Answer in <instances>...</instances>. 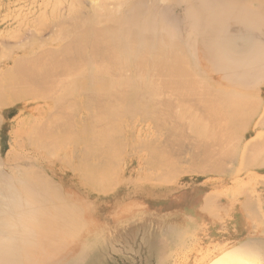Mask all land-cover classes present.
<instances>
[{
	"label": "rangeland",
	"instance_id": "obj_1",
	"mask_svg": "<svg viewBox=\"0 0 264 264\" xmlns=\"http://www.w3.org/2000/svg\"><path fill=\"white\" fill-rule=\"evenodd\" d=\"M94 21L97 28L106 23L111 32L116 29L113 37L115 39L118 35L116 42H121V50L128 53V58H131L128 50L132 36L135 39L138 35L137 38L141 39L136 38L134 42L136 46L137 41L140 42L138 49L145 50L147 44L153 52L162 43L166 44L172 53L182 58L187 66L185 69L191 72L190 79L186 76L184 80L192 83L200 79L202 85L206 82L202 87L205 93L207 86L212 90L207 91L215 103L216 97L221 98L220 92L222 97L228 93V101L224 99L226 105L219 98L220 106L224 105L222 112L218 109L214 113L218 114L216 116L209 111L210 115L207 110H211L212 105L208 98V108L204 100L201 103L199 89V97L197 94L195 101L187 103L188 97L185 102L181 95L182 102L176 97L182 89L183 94L185 90L187 94L190 90L193 93V89L186 87L185 90L184 87L175 89L176 93L174 88L172 91L168 88L169 92L167 89L160 91L163 94L151 93L152 97H149L153 99L150 102L154 101V104L148 102L149 105L146 93V96L139 95V99L131 97L137 103L140 100L141 105L146 103V107L162 111L159 116L164 119L160 117L163 122L156 129L151 118L147 117L151 116L149 109L148 115L144 111L139 116L143 109H138L139 115L136 111L129 112L131 115L126 112L127 117L116 111L120 100L107 106V100L103 98L96 99L97 102L94 97L85 99L84 96L89 95L86 91L84 95L66 96L64 93V96V87L78 81L82 85L95 64L90 61L89 53L74 54L68 59H76L80 69L77 67L76 71L64 75L60 68H54V62L67 60L61 49L68 45V40L72 41L78 30L85 28L90 32L91 27L95 28ZM252 45L264 52V0H0V78L5 73L0 85L7 84L9 79L6 80L10 78V85H7L11 87L12 82L13 85L17 83L11 88L22 90L18 91L19 96L27 93L26 99L18 97L17 92L16 96L7 98L9 94L0 91L3 96L0 95L3 98V101L0 98V264H209L222 251L233 247H248L264 262V127L259 124L262 116L257 117L260 102L264 100V89L260 93L261 100H256L258 105H245L242 96L253 95L249 89L250 79H246L245 89L233 74L238 62L241 65L242 59L248 61L245 53ZM261 60L264 61V57ZM8 71L15 80H11ZM133 71L130 68L120 75L136 82L144 81ZM98 75L94 80L96 83L112 81V77L106 75L107 81ZM162 78L161 75L151 76L157 82ZM228 78L232 92L227 90ZM51 79L55 82L51 83ZM53 83L55 85H51ZM256 88L259 92L257 85ZM13 89L10 91L15 92ZM194 95H191L192 99L196 97ZM87 101L89 107L83 105ZM195 102L200 103L195 106ZM191 103L195 107H191ZM98 105L107 107L100 111ZM238 105L242 110L240 107L232 110ZM196 107L202 109L199 110L201 116L198 109L193 111ZM115 111L117 116L111 117ZM228 112L240 113L242 117L237 115L233 119ZM94 117H101V122ZM199 117L202 118L199 120ZM236 121L239 124H235ZM163 123L170 131L160 129ZM90 125L97 129H92L94 138L97 135L100 138L104 130H108L109 136L115 134V138L110 137L115 141L109 140L104 145L94 139L103 147V152L100 147L95 150L97 153L101 150L98 156L94 151L88 154L86 142L82 144L84 139L80 140ZM197 130L203 134L198 135ZM216 139L219 143L211 141ZM95 141L92 144L98 148ZM212 142L215 144H210ZM105 145L115 149L110 152L114 155L110 156ZM155 153L158 158L154 157ZM159 159H163V167H160L162 161ZM102 161H107L106 170L111 167L110 171L114 173L109 171V176L104 175L114 179L105 189L103 182H98L105 179L104 176L98 179L103 169ZM95 173H99L97 178ZM147 187L158 192L168 190L165 196L158 193L161 195L158 198L162 199L159 202H165L155 207L143 202L145 196L142 192H146ZM187 207L196 208V211L178 215V209Z\"/></svg>",
	"mask_w": 264,
	"mask_h": 264
},
{
	"label": "bare ground",
	"instance_id": "obj_2",
	"mask_svg": "<svg viewBox=\"0 0 264 264\" xmlns=\"http://www.w3.org/2000/svg\"><path fill=\"white\" fill-rule=\"evenodd\" d=\"M96 3V2H95ZM53 5V4H52ZM97 13H98V11H96ZM98 14H100V13H98ZM96 17H100V15L99 16H96ZM100 18H98L97 19V21L99 20ZM60 20V19H59ZM101 20H99V22H100ZM95 23H93L94 25H95V28H93V27H91V30H90V32L88 31V30H86L85 28H83V29H80V30H78L76 33H75V37H72V41L70 42V40H68V45H65V47L64 48H62L61 49V53L64 55V56H67V60H63L64 62H62V61H60V59H59V61L60 62H54V68H56V70L57 69H59L60 68V70L63 72V74L64 75H68V71L70 72V74H71V72H74V71H76L75 69L78 67V64H77V62H76V59L75 60H72V59H68V58H71V57H73V55L75 54V55H80V54H82V52L83 53H89L90 55V61L93 63V65H94V67L93 68H91L90 69V73L85 77V80L86 81H84V83L81 85V81L79 82H76V83H69L68 84V86H66V87H64V89H63V92H62V94L64 95V93L66 94V96L67 95H72V96H74V95H76V94H79V93H81V94H79V95H84L86 92L87 93H89V95L86 97V95L84 96L85 97V99L86 98H89V97H94L93 99L94 100H98L99 98L101 99V98H103V100L104 99H106L105 101H106V104H107V106L109 105V104H112V105H115L116 104V102L118 101V100H120L121 102L117 105L116 104V111H117V113H121L122 115L123 114H125V116H127L128 114H129V112L131 113L132 111H136L135 113H136V115L138 114L139 115V113H140V115L139 116H142L141 114L142 113H144V111L147 113L146 115H148V113L151 111V113H149V115L151 114V116H147V117H149V118H151L150 120L153 122H151L152 124H153V126H154V124H155V126H156V129H157V125L158 124H161L162 122H163V120H161L160 121V119L162 118V116H159V114H161L162 113V111H159V110H155V109H150V107H152V106H150L149 108L148 107H146V105L148 104V102H150V100L152 101V99H150L152 96H151V93L152 94H156L157 92H158V94L160 93V91L162 92V91H164L165 92V90L167 89V91L169 92V90H168V88H170L171 90L170 91H172V89L174 90L173 92H175V89H178V90H180V89H182L183 87H184V90H185V87L187 88V89H193L192 91H193V93L191 92V90L188 92V94H189V96H187L188 94L186 93V90H185V92H184V94H183V89H182V92L180 93L179 92V94L178 93H176V97H178V100L180 101L181 99H179V96L181 95L182 97V99L184 100H181V102L183 101V102H185V97L187 98H189L188 100L186 99V103L187 102H189V100L190 101H192V100H194L195 101V99L196 98H198L199 97V95L201 96V97H199L200 98V100H201V103H202V101L204 100V102H205V104L204 105H206V107H207V104H206V99H207V101L209 102V103H211V105H212V107L209 105V103H208V105L210 106V108L209 109H211V110H207V109H204V110H207L208 112L209 111H211V113H213V115H216V114H214L215 113V111H217L218 109H220V110H218L219 112L221 111V109H222V107H224V105L221 107L220 106V103H219V98L220 97H216V99H217V102L215 103V101L216 100H214L213 99V97L211 96V97H209V91H207V90H211L210 88H208V86H207V90H206V93H205V89L203 88L204 86H205V83L202 85L201 84V81H199L198 80V82L196 81V82H192V83H190V82H188V81H186V80H184V79H186L185 77L187 76V78H189V76L188 75H190V71H188V69L186 70L185 69V67H187L186 66V63L182 60V58L181 57H179V55H176L174 52L172 53L171 52V49H169L167 46H166V44H164V43H160L161 45L159 46L158 44V48L156 49V50H154L153 52H151V50H150V48H147V44H145L146 45V47L144 48L145 50H143V49H138V46H139V41H137L138 42V46H136V44L134 43L136 40V38L138 37V35H137V37L134 39L133 37L134 36H132V40H131V38H130V41H131V45H130V49L127 47L126 49H129L128 51H130L129 52V54L131 55V58H130V56H129V58H128V53H124V51L122 52V47H120V45H121V42L120 41H118V42H116V39L118 38V35H117V38L115 37V39H114V37H113V34L112 33H114L113 31L115 30L116 31V29H112L113 31L111 32V28H109L108 26H106L105 24H104V26L103 27H99V28H97V24H96V21H94ZM99 22H98V24H99ZM110 27H111V25H110ZM128 28V27H127ZM134 28V27H133ZM166 28V27H165ZM117 32V31H116ZM115 32V33H116ZM133 32V31H132ZM141 32V31H140ZM167 32V31H166ZM124 33V32H123ZM135 33V32H134ZM163 33V32H162ZM17 34H18V32H17ZM146 34V33H145ZM149 34V33H148ZM159 34H161V33H159ZM166 34V33H165ZM116 35V34H115ZM114 35V36H115ZM135 36H136V33L134 34ZM158 35V34H157ZM163 35V34H162ZM160 37V36H159ZM163 37H165V36H163ZM170 37V36H169ZM140 38V37H139ZM151 38V37H150ZM172 38V37H171ZM119 39H120V36H119ZM166 39H167V37H166ZM165 39V40H166ZM118 40V39H117ZM137 40H141V39H138L137 38ZM162 40H163V38H162ZM159 41V40H158ZM70 42V43H69ZM120 42V43H119ZM142 44H144L145 42L144 41H142L141 42ZM157 43V42H156ZM169 44V43H168ZM124 45V44H123ZM122 45V46H123ZM170 45V44H169ZM125 46V45H124ZM153 46V45H152ZM171 46V45H170ZM147 48V49H146ZM123 49H125V47H123ZM152 49V48H151ZM173 50V49H172ZM41 51V50H40ZM86 51V52H85ZM45 52V51H44ZM38 53V56H39V52H37ZM36 53V54H37ZM50 53V52H49ZM52 53V52H51ZM42 54V53H41ZM127 54V55H126ZM62 55V56H63ZM36 56V55H35ZM42 56V55H41ZM69 56V57H68ZM71 56V57H70ZM87 56V55H86ZM181 56V55H180ZM183 56V55H182ZM83 57V56H82ZM184 57V56H183ZM43 57H41V59H42ZM88 58V57H87ZM47 59V58H46ZM30 60V59H29ZM39 60V59H38ZM85 60V59H84ZM83 60V61H84ZM25 61H26V59H25ZM32 61V60H31ZM34 61V60H33ZM40 61V60H39ZM44 61V60H43ZM42 61V62H43ZM53 61V60H52ZM37 62V61H36ZM41 62V61H40ZM63 63V65H62V63ZM46 63V62H45ZM91 63V64H92ZM25 64V63H24ZM49 64V63H48ZM47 64V65H48ZM71 64V65H70ZM97 64V65H96ZM184 64V65H183ZM190 64V63H189ZM41 65V64H40ZM56 65V66H55ZM247 65V64H246ZM36 66V65H35ZM39 66V65H38ZM42 66H43V64H42ZM52 66H53V62H52ZM30 67V66H29ZM28 67V68H29ZM92 67V66H91ZM189 67V66H188ZM12 68V67H11ZM49 68V67H48ZM79 68V67H78ZM90 68V67H89ZM132 69V70H134L133 72L138 76V77H141V78H143L144 79V81H133L132 80V78H128V77H126V75H125V77H123V75L121 76L120 74H122L123 73V71H127V69ZM245 68V67H244ZM8 69V68H7ZM10 69V68H9ZM14 69V68H13ZM25 69V68H24ZM43 69V68H42ZM70 69V70H69ZM80 69V68H79ZM31 70V69H30ZM47 70V69H46ZM48 70H50V69H48ZM78 70V69H77ZM45 71V70H44ZM51 71V70H50ZM50 71H48V72H50ZM53 71H55V70H53ZM79 71V70H78ZM130 71V70H129ZM9 72V71H8ZM7 72V73H8ZM10 72H12L11 71V69H10ZM10 72L8 73L9 74V77H11L12 76V73H11V75H10ZM22 72V71H21ZM52 72V71H51ZM56 72H59V71H56ZM23 73V72H22ZM32 73V72H31ZM76 73V72H75ZM24 74V73H23ZM73 74V73H72ZM98 74H100L101 76H104V78H107L106 77V75L108 76V77H112L111 79H112V81H110V83H108V84H103V83H99L100 81L99 80H97V81H99L98 83H96L94 80H95V78H97V75ZM109 74L111 75V76H109ZM193 74V73H192ZM3 75V74H2ZM33 75V74H32ZM100 75H98V77L100 76ZM155 76V75H157V76H159V75H161L163 78V80L162 81H160V82H157V81H154V80H152L151 79V76ZM3 76H5V73H4V75ZM2 76V77H3ZM14 76V75H13ZM23 76V75H22ZM43 76H45V73H44V75ZM50 76V75H49ZM48 76V77H49ZM53 76H55L54 74H53ZM52 76V77H53ZM58 76V75H57ZM100 76V77H101ZM1 77V78H2ZM6 77H8V75L6 74ZM37 77V76H36ZM63 77H65V76H63ZM63 77H61L63 80H65V78H63ZM99 77V78H100ZM192 77H194V76H192ZM202 77V76H201ZM204 77V76H203ZM0 78V79H1ZM12 78V77H11ZM50 78V77H49ZM57 78V77H56ZM98 78V79H99ZM102 78V77H101ZM109 78V80H111ZM159 78V77H158ZM198 78V77H197ZM8 79H9V81H10V78H7V80L6 81H8ZM26 79V78H25ZM59 79V78H58ZM57 79V80H58ZM157 79V78H156ZM190 79V78H189ZM188 79V80H189ZM203 79V78H202ZM260 79V78H259ZM12 81L13 80H15V77L14 78H12L11 79ZM107 81H108V78L106 79ZM139 80V79H138ZM151 80V81H150ZM204 80V79H203ZM206 80V79H205ZM4 81V80H3ZM8 81V82H9ZM22 81H23V79H22ZM51 81V83L54 81L55 82V80H50ZM49 81V82H50ZM90 81V82H89ZM7 82V84H9ZM58 82V81H57ZM204 82V81H203ZM13 83L14 82H12V85H11V87L12 86H14L15 84H17V83H15L14 85H13ZM7 84H3L2 86L0 85V88L2 87V89H0V91L1 90H3L4 92H7L9 95H8V97H7V95H6V97L7 98H9V96L11 97V96H16L17 94V96L18 97H21V96H19V94H21V93H19V92H21V91H19V90H16L15 89V87H14V89L13 88H11L9 85H7ZM20 84V83H19ZM47 84H48V82H47ZM62 84V83H61ZM21 85V84H20ZM19 85V86H20ZM24 85V84H23ZM32 85V84H31ZM30 85V86H31ZM46 85V84H45ZM51 85H55L54 83L53 84H51ZM18 86V87H19ZM25 86V85H24ZM203 86V87H202ZM16 87H17V85H16ZM43 87V86H42ZM42 87H40L41 89H43ZM52 87V86H51ZM212 87V86H211ZM180 88V89H179ZM206 88V87H205ZM13 89V91H15V92H11L10 90H12ZM38 89V88H37ZM40 89V90H41ZM55 89V88H54ZM196 89H197V93L195 94L194 93V91H196ZM200 90V94H198V92H199V90ZM245 89H247V88H245ZM203 92H202V91ZM19 91V92H18ZM24 91H25V89H24ZM84 91H86V92H84ZM212 91V90H211ZM230 91V90H229ZM17 92V93H16ZM43 92V91H42ZM44 92H46L45 90H44ZM43 92V93H44ZM153 92H155V93H153ZM172 92V93H173ZM178 92V91H177ZM6 93V94H7ZM15 93H16V95H15ZM23 93H25V92H23ZM38 93V92H37ZM145 93H146V95H147V100H146V103L144 104V105H141V104H139V101H138V103L136 102L137 100H135L134 98H133V100L131 99V97H135L136 99H139L140 97H141V95H144V96H146L145 95ZM186 93V94H185ZM192 93V94H191ZM207 93H208V95H207ZM223 93V92H222ZM225 93H227V92H225ZM27 94V93H26ZM26 94H25V96L23 95L21 98H27V96H26ZM32 94V93H31ZM30 94V95H31ZM35 94V93H34ZM160 94H163V93H160ZM183 94V95H182ZM195 94V95H194ZM198 94V97L196 96ZM216 95L215 96H217V93H215ZM0 95H1V92H0ZM129 95H131L130 96V99H128V96ZM139 95H140V97H139ZM169 95V94H168ZM184 95H186V96H184ZM191 95H194V96H196V97H194V99H192L193 97H191ZM223 95V94H222ZM222 95H221V92H220V96H221V98L223 99H221L220 98V100H221V102L223 101V103H224V101L226 100V101H228L227 99L228 98H226V96L228 95V93H227V95L226 94H224V96L222 97ZM2 96V95H1ZM1 96H0V98H1ZM33 96V95H32ZM39 96H41V95H39ZM42 96H44V94L42 95ZM57 96V95H56ZM65 96V95H64ZM63 96V97H64ZM149 96H151V97H149ZM159 96V95H158ZM157 96V97H158ZM161 96V95H160ZM175 96V95H174ZM208 96V97H207ZM247 96V95H246ZM3 97V96H2ZM5 97V96H4ZM166 97V96H165ZM190 97H191V99H190ZM228 97V96H227ZM13 98V97H12ZM25 98V99H26ZM2 99V101H3V98H1ZM1 99H0V101H1ZM90 100H91V98H89ZM146 99V98H145ZM154 99H157V98H154ZM176 99V98H175ZM225 99V100H224ZM230 100L229 101H231L232 99L231 98H229ZM234 99V98H233ZM8 99H5L4 101L6 102V103H8V101H7ZM24 100V99H23ZM97 100H96V102H97ZM130 100V101H129ZM142 100V99H141ZM158 100V99H157ZM259 100V99H258ZM1 101V102H2ZM101 101V100H100ZM177 101V100H176ZM194 101H193V104H194ZM197 101V100H196ZM199 101V100H198ZM225 101V103H227ZM11 102V101H10ZM15 102H17V99L15 100ZM99 102V101H98ZM108 102V103H107ZM119 102V101H118ZM142 102V101H141ZM154 102V101H153ZM152 102V103H153ZM163 102V101H162ZM172 102V101H171ZM254 102H255V100H254ZM5 103V104H6ZM13 103V102H12ZM52 103V102H51ZM50 103V104H51ZM101 103V105H102V102H100ZM151 103V102H150ZM151 103V104H152ZM156 103V102H155ZM158 103H161V102H158ZM180 103V102H179ZM198 103H200V102H195V106H198ZM223 103H221V104H223ZM224 103V104H225ZM259 103V102H258ZM3 104V103H2ZM9 104V103H8ZM49 104V105H50ZM53 104V103H52ZM85 104H86V106H85ZM97 104V103H96ZM99 104V103H98ZM105 104V103H104ZM154 104V103H153ZM166 104V103H165ZM164 103L162 104V105H165ZM173 104H175V103H173ZM192 104V103H191ZM192 104V106L191 107H195L194 105ZM197 104V105H196ZM216 104V105H215ZM233 104V103H232ZM245 104V103H244ZM48 104H46V106H47ZM54 105V104H53ZM83 105L85 106V107H89V102L87 101L86 103L84 102L83 103ZM99 106V110L101 111V109L102 108H104V106ZM149 105V104H148ZM147 105V106H148ZM160 105V104H159ZM226 105V104H225ZM235 105V104H234ZM2 106H4V104L2 105ZM6 106V105H5ZM46 106H44V107H46ZM51 106V105H50ZM79 106V105H78ZM83 106V108H85ZM94 106H95V104H94ZM106 106V107H107ZM110 106V105H109ZM168 106V105H167ZM172 106V105H171ZM170 106V107H171ZM176 106V105H175ZM182 106V105H181ZM187 106H190V105H187ZM230 106V105H229ZM244 106V105H243ZM59 107V106H58ZM92 107V106H91ZM96 107H97V105H96ZM105 107V108H106ZM155 107H159L158 105H155ZM200 107L201 108H203V105H201L200 104ZM227 107H228V105H227ZM239 107H240V109H241V106L240 105H238V107L236 106V107H233L232 108V110H234V108H238V110H239ZM245 107V106H244ZM243 107V108H244ZM47 108V107H46ZM50 108V107H49ZM73 108V107H72ZM82 108V107H81ZM104 108V109H105ZM110 107H108V109H109ZM172 108V107H171ZM185 108V107H184ZM199 107H196V108H194V110L193 111H195V109H198ZM198 109V114L200 113V115L199 116H201V112H199V110H202V109ZM208 108V107H207ZM229 108V107H228ZM41 109V108H40ZM48 109V108H47ZM71 109V108H70ZM80 109V108H79ZM78 109V110H79ZM112 109V108H111ZM138 109H143V111L141 110V112L139 111V113H137V111H138ZM150 111H149V110ZM170 109V108H169ZM252 109H254V108H252ZM262 109V108H261ZM84 110H86V109H84ZM89 110H90V108H89ZM94 110H96V109H94ZM148 112H147V111ZM191 110V109H190ZM242 110V109H241ZM251 110V109H250ZM81 111V110H80ZM106 111V110H105ZM116 111H115V113H111V117H113V115L115 114H117L116 113ZM155 111V112H154ZM188 111V110H187ZM217 111V112H218ZM224 111V110H223ZM227 111H229V110H227ZM231 111V110H230ZM244 111V110H243ZM245 111H246V113L248 112L246 109H245ZM244 111V112H245ZM254 111V110H253ZM255 111H256V109H255ZM90 112H91V110H90ZM97 112V111H96ZM108 112V111H107ZM106 112V113H107ZM124 112V113H123ZM126 112H128L127 113V115H126ZM185 112V111H184ZM189 112V111H188ZM222 112V111H221ZM249 112H251V111H249ZM257 112V111H256ZM261 112V111H260ZM95 112L93 111V114H94ZM98 113L100 114V112L98 111ZM105 113V112H104ZM104 113H103V115H104ZM167 113V112H166ZM176 113V112H175ZM193 113V112H192ZM224 113V112H223ZM237 113V112H236ZM27 114V113H26ZM69 114H71V113H69ZM132 114V113H131ZM131 114H129V115H131ZM134 114V113H133ZM172 114V113H171ZM171 114H170V116H171ZM197 114V113H196ZM204 114V113H203ZM209 114H210V112H209ZM228 114V116H232L233 117V119H235L234 117L235 116H237V115H239L240 116V113L239 114H236V115H233L232 113L231 114H229V112L227 113ZM235 114V113H234ZM85 115H86V113H85ZM100 115H102V113L100 114ZM145 115V114H144ZM145 115V116H146ZM187 116H189L188 114H186ZM191 115V114H190ZM205 115L206 114H204L203 116L205 117ZM211 115V114H210ZM212 115V116H213ZM218 115V114H217ZM216 115V116H217ZM225 115V114H224ZM244 115V114H243ZM248 115V114H247ZM89 117H91V115L89 114L88 115ZM117 116V115H116ZM121 116V115H120ZM124 116V115H123ZM135 116V115H134ZM134 116L132 117V119L134 118ZM138 116V117H139ZM169 116V115H168ZM186 116V117H187ZM209 116V115H208ZM227 116V115H226ZM230 116V117H231ZM96 117H97V115H96ZM96 117H94L95 118V120L96 119H98V118H96ZM128 117V116H127ZM136 117V116H135ZM161 117V118H160ZM172 117V116H171ZM203 117V119H206V118H204ZM207 117V116H206ZM230 117H229V119H230ZM242 116H240L239 118H241ZM166 118V117H165ZM188 118V117H187ZM202 118V117H201ZM200 117L198 118L199 120L201 119ZM211 118H213V117H211ZM215 118V117H214ZM218 118V117H217ZM216 118V119H217ZM219 118H221V117H219ZM222 118H223V116H222ZM238 118V119H239ZM244 118V117H243ZM90 119H92V117L90 118ZM100 119H101V117H100ZM100 119H98V121H100L101 122V120ZM105 119V118H104ZM108 119H109V117H108ZM112 119V118H111ZM136 119V118H135ZM142 119H144L143 117H142ZM146 119V118H145ZM148 119V118H147ZM162 119H164V118H162ZM197 119V120H198ZM216 119L215 120H212L211 119V121H216ZM224 119V118H223ZM229 119L227 120V121H229ZM232 119V121H235V120H233ZM237 119V118H236ZM246 119V118H245ZM134 120V119H133ZM184 120V119H183ZM208 120V119H207ZM231 120V119H230ZM241 121H242V119H240ZM239 120V121H240ZM97 121V122H98ZM109 121V120H108ZM165 121V120H164ZM193 121V120H192ZM202 121V120H201ZM201 121H200V123H201ZM221 121H223V120H221ZM231 121V122H232ZM240 121V122H241ZM83 122L85 123V121H84V119H83ZM96 122V121H95ZM118 122H119V118H118ZM197 122V121H196ZM46 123V122H45ZM99 123V122H98ZM111 123V122H110ZM114 123V122H113ZM170 123V122H169ZM186 123V122H185ZM197 123H199V121L197 122ZM209 123V122H208ZM212 122H210V124H211ZM215 124H218L217 122H214ZM222 123V122H221ZM228 123V122H227ZM236 123H238L237 121L235 122V124ZM86 124V123H85ZM95 124V123H94ZM172 124V123H171ZM170 124V125H171ZM174 124V123H173ZM190 124H192V123H190ZM203 124H204V122H203ZM230 124V123H229ZM239 124V123H238ZM237 124V125H238ZM98 125V124H97ZM117 125V124H116ZM167 125V124H166ZM195 125V124H194ZM193 125V126H194ZM206 125V124H205ZM205 125H204V127H205ZM214 125V124H213ZM212 125V126H213ZM225 125V124H224ZM224 125H222V126H224ZM232 125H234V124H232ZM244 125V124H243ZM44 126H45V124H44ZM84 126H86V125H84ZM94 126V125H93ZM100 126V125H99ZM101 126H103V124L101 125ZM161 126V125H160ZM175 126H177V125H175ZM191 126V125H190ZM196 126H198V125H196ZM201 126V125H200ZM200 126H199V128H200ZM210 126V125H209ZM235 126V125H234ZM234 126H232V127H234ZM43 127V126H42ZM87 127V126H86ZM85 127V128H86ZM91 127V128H90ZM90 127H88L87 129V131L85 130V132L83 133V135H82V137H81V139L80 140H82V139H84V142L82 143V144H84L85 142H86V144H85V146L87 147H85L86 149V151L88 152V154H89V152H95V156H98L99 155V153H101V150H102V152H103V147L101 148V146H99L100 144H99V141L101 142V143H103L102 145H104V143L106 142L107 143V141H108V143H109V140H111V142H113L112 140H114L115 141V139H110V137H113V136H115V134H112V136H109V132H107L108 130H104L102 133V136L99 138V136L97 135V138H94V135H91V134H93L94 132H92L94 129L92 128V126L90 125ZM95 127V126H94ZM104 127H105V125H104ZM195 127V126H194ZM203 127V126H202ZM201 127V128H202ZM218 127V126H217ZM227 127V126H226ZM45 128V127H44ZM91 130H90V129ZM162 128V130H163V128H165V126H164V123H163V127H160V129ZM171 128V127H170ZM173 128V127H172ZM177 128V127H176ZM219 128V127H218ZM217 128V129H218ZM229 128H231V126L229 127ZM237 128V127H236ZM81 129H83V128H81ZM93 129V130H92ZM116 129V128H115ZM155 129V130H156ZM159 129V128H158ZM166 129V132L169 130L170 131V129H168L167 130V128H165ZM203 129V128H202ZM201 129V130H202ZM214 129H216V128H214ZM213 129V130H214ZM221 129V128H220ZM220 129H218V130H220ZM234 129H235V127H234ZM241 129V128H240ZM96 131H97V129H95ZM101 130V129H100ZM103 130V129H102ZM162 130H161V132H162ZM176 130V129H175ZM194 129L192 128V131H193ZM204 130L206 131V129L204 128ZM213 130H211V132L213 131ZM83 131V130H82ZM195 131V130H194ZM193 131V132H194ZM223 131V130H222ZM227 131V130H226ZM225 131V132H226ZM231 131V130H230ZM239 131V130H238ZM92 132V133H91ZM98 132H100V131H98ZM115 132V131H114ZM158 132H159V130H158ZM181 132H183V131H181ZM196 132V131H195ZM217 132V131H216ZM221 132V131H220ZM219 131H218V133H220ZM224 132V131H223ZM222 132V133H223ZM237 132V131H236ZM79 133V132H78ZM162 133H164V132H162ZM169 133H171V132H169ZM178 133H180V132H178ZM197 133H198V135L199 134H203V131H199L198 132V130H197ZM205 133V132H204ZM214 133H215V130H214ZM228 133V132H227ZM101 133H99V135H100ZM208 134V133H207ZM207 134H205V137H206V135ZM116 135L118 136L119 134H117L116 133ZM166 136H167V138H168V133H166L165 134ZM173 135V134H172ZM172 135H170V136H172ZM178 135V134H177ZM194 135V134H193ZM211 135V134H210ZM214 135V134H213ZM120 136V135H119ZM174 136V135H173ZM181 136H182V134H181ZM190 136V135H189ZM204 135H202V137H203ZM219 136V135H218ZM165 137V136H164ZM178 137H179V135H178ZM194 137H196V136H194ZM209 137V136H208ZM215 137V136H214ZM44 138V137H43ZM77 138H78V136H77ZM80 138V137H79ZM113 138H115V137H113ZM121 138V137H120ZM172 137H170L169 138V140L171 139ZM183 138V137H182ZM184 138H185V136H184ZM183 138V139H184ZM200 138H201V136H200ZM204 138V137H203ZM202 138V139H203ZM207 138V137H206ZM205 138V139H206ZM210 138V137H209ZM229 138H230V136H229ZM262 138V137H261ZM97 140V139H99V141H95V140ZM101 139V140H100ZM197 139V138H196ZM211 139H213V137H211ZM215 139V138H214ZM153 140V139H152ZM172 140V139H171ZM198 140V139H197ZM224 140V139H223ZM258 140V139H257ZM77 141V140H76ZM95 141V143H97L96 145H98V148H96L97 146H94L95 144L93 143L92 144V142H94ZM156 141H158V139L157 140H154V142L153 143H155ZM200 141V140H199ZM198 141V142H199ZM211 141H214V142H216V141H218V143H219V140L218 139H216V140H211ZM258 141H261L260 139L258 140ZM90 142H91V144H90ZM119 142H120V140H119ZM148 142H149V140H148ZM147 142V143H148ZM201 142V141H200ZM202 142H203V140H202ZM204 142H207V141H204ZM210 142V141H209ZM214 142H212V143H210V144H212V145H214L215 143ZM77 143H79V142H77ZM105 143V144H106ZM115 143H117V142H115ZM218 143H216V144H218ZM258 143V142H257ZM118 144V143H117ZM150 144H152V141H151V143ZM157 144V143H156ZM156 144H154L155 146H156ZM221 144H224V143H221ZM254 144H256V143H254ZM91 145V146H90ZM109 145H111V144H109ZM108 145V146H109ZM183 145V144H182ZM219 145V144H218ZM260 145V144H259ZM73 146V145H72ZM90 146V147H89ZM94 146V147H93ZM116 146V145H115ZM118 146H119V144H118ZM142 146V145H141ZM172 146V145H171ZM200 146V145H199ZM91 147H93V148H91ZM99 147L101 148V150H100V152H98L97 153V149H99ZM109 147H114V146H109ZM109 147H106V145H105V148L106 149H109L108 150V152H109V154H110V156L115 152L114 150H112L111 148H109ZM146 147V146H145ZM152 147V146H151ZM209 147V146H208ZM115 148V147H114ZM118 149H119V147H117ZM144 148V147H143ZM142 148V149H143ZM147 148V147H146ZM153 148H154V146H153ZM205 148V147H204ZM250 148V147H249ZM156 149V148H155ZM208 149H210V148H208ZM215 149V148H214ZM235 150H236V148H234ZM55 150V149H54ZM95 150H97V151H95ZM154 150V149H153ZM189 151H190V149H188ZM205 151H206V153H207V148H205L204 149ZM212 150V149H211ZM227 150H229V149H227ZM227 150H226V152H227ZM56 151V150H55ZM73 151V150H72ZM111 151H114L112 154L110 153ZM145 151H149L148 149H146ZM250 151V150H249ZM107 152V153H108ZM118 152V151H117ZM211 152H213V151H211ZM216 152V151H215ZM148 153H150V152H148ZM152 153V152H151ZM196 153V152H195ZM75 154V153H74ZM98 154V155H97ZM157 153H155L154 155H156ZM158 154H160L159 152H158ZM157 154V155H158ZM213 154V153H212ZM86 155H87V153H86ZM103 155H104V153H103ZM102 155V157H104ZM114 155V154H113ZM149 155V154H148ZM154 155H152V156H154ZM157 155L156 156H154V157H156V158H158L157 157ZM195 155H197V154H195ZM227 155V154H226ZM74 156V155H73ZM90 156V155H89ZM106 156V155H105ZM109 156V155H108ZM210 157L211 156H213V155H209ZM198 157V156H197ZM110 158V160H112L111 159V157H109ZM113 158V157H112ZM150 158V157H149ZM149 158L148 159H146V160H148L149 161ZM154 159V158H153ZM223 159V158H222ZM97 160L98 161H100L99 160V158H97ZM101 160H104L103 158H101ZM108 160V159H107ZM109 160V161H110ZM163 159H159V162H161ZM198 160V159H197ZM152 161V160H151ZM154 161V160H153ZM157 161V160H156ZM227 161V160H226ZM107 162V161H106ZM106 162L104 161H102V163H104V164H102V163H100V165H102L103 166V169L102 170H100V172H101V174L99 175V177H98V179H102L101 177H103L104 175H107V176H109V171H110V168H109V170L107 171L106 169H108V168H106V166H109V164L107 163L106 164ZM146 162V161H145ZM158 162V161H157ZM164 161H162V165L160 164V163H158V164H160V167L162 166L163 167V163ZM219 162V161H218ZM223 162V161H222ZM151 163V162H150ZM156 163V162H155ZM199 163V162H198ZM106 164V165H105ZM148 163H146V165H147ZM196 164V163H195ZM199 164H201V162L199 163ZM203 164V163H202ZM150 165H152V164H150ZM165 165H166V163H165ZM223 165V164H222ZM86 166V165H85ZM202 166V165H201ZM220 166V165H219ZM100 167V166H99ZM148 167H149V164H148ZM150 167H153V166H150ZM154 167H157V166H154ZM170 167V166H169ZM195 167V166H194ZM213 167H215V166H213ZM212 167V168H213ZM102 168V167H101ZM152 169V168H151ZM156 169V168H155ZM160 169V168H159ZM179 170H181V169H179ZM202 170V169H201ZM200 170V171H201ZM192 171V170H191ZM195 171V170H194ZM208 171V170H207ZM217 172H218V169L216 170ZM99 172V171H98ZM112 171H110V174H113L114 175V173H111ZM197 172V171H196ZM203 172V171H202ZM217 172H215V173H217ZM198 173H200V172H198ZM208 173H210V172H208ZM211 173H212V171H211ZM86 174V173H85ZM99 174V173H98ZM98 174H96L95 173V177H96V175L98 176ZM103 174V175H102ZM90 176V175H89ZM92 176H94V175H92ZM113 177V176H112ZM112 177H103V181L102 180H99L98 182H100L101 181V183H102V186H103V188L105 189L106 187H108V184H109V182H110V184L112 185V183H113V178ZM94 178V177H93ZM97 178V177H96ZM95 179V178H94ZM93 179V180H94ZM109 179H112V180H109ZM97 180V179H96ZM107 180H109L108 181V183H107ZM106 181V182H105ZM195 181H198V179H195ZM106 186V187H105ZM146 190V192H142V195H144L145 196V198L143 199V202H145L146 204H149V205H153L154 207L157 205V204H160V203H164L165 201H162V202H159L160 200H162V199H160V198H158V197H160L161 195H166L167 193H169V191L168 190H162L163 192H158L157 190H153V189H151V188H149V187H147V189H145ZM136 193H138V192H136ZM158 193H161V195H158ZM156 195H158V196H156ZM114 198H116V195H115V197ZM149 198V199H148ZM157 202H159V203H157ZM179 211L177 212L178 213V215H186V214H188V213H190V211H192V210H195L196 211V208H181V209H178ZM193 212V211H192ZM248 248V247H247ZM246 247L245 248H242V247H233V248H231V249H229V250H224V251H222L221 253H220V255H218L217 257H215V258H213L211 261H210V263L209 264H264V262L262 261V259H261V256L260 255H257L256 253L254 254V253H252V251L251 250H249V249H247Z\"/></svg>",
	"mask_w": 264,
	"mask_h": 264
},
{
	"label": "crops",
	"instance_id": "obj_3",
	"mask_svg": "<svg viewBox=\"0 0 264 264\" xmlns=\"http://www.w3.org/2000/svg\"><path fill=\"white\" fill-rule=\"evenodd\" d=\"M246 50L247 51L245 54H247L248 56L247 57L248 61L243 62L244 59H242L241 65H239L240 63L238 62V64L235 66L236 68L233 74L236 77V80L239 81L240 84L242 85L244 84V88L246 84V79H250L249 89H251V93L253 92V95H250V96H252L253 99H255V102L254 100L252 101V97L250 96L248 97L244 95L242 96V98H243V104L245 103V105L247 104L249 106H254L255 104L258 105L256 103L257 99L261 100L260 93L264 89V61L261 60L264 57V52L255 45H252L250 49H246ZM254 81L256 82V85L258 86L259 92H256L257 88H256ZM226 84H227V90L228 91L230 90V92H232L229 78L226 81ZM255 95H257L258 97ZM260 103L261 105H259L258 107L259 110H258L257 117L262 116L263 119L260 121L259 124L261 127H264V100H262ZM250 109L255 111V109H252V108ZM251 144L249 147H251Z\"/></svg>",
	"mask_w": 264,
	"mask_h": 264
}]
</instances>
